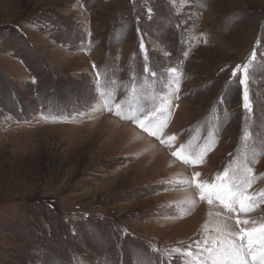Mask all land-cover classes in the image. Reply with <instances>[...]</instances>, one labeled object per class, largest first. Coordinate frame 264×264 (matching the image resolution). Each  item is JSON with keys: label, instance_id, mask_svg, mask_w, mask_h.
<instances>
[{"label": "rangeland", "instance_id": "obj_1", "mask_svg": "<svg viewBox=\"0 0 264 264\" xmlns=\"http://www.w3.org/2000/svg\"><path fill=\"white\" fill-rule=\"evenodd\" d=\"M261 226L264 0H0V264H237Z\"/></svg>", "mask_w": 264, "mask_h": 264}, {"label": "snow or ice", "instance_id": "obj_2", "mask_svg": "<svg viewBox=\"0 0 264 264\" xmlns=\"http://www.w3.org/2000/svg\"><path fill=\"white\" fill-rule=\"evenodd\" d=\"M142 46V45H141ZM173 71H175L173 69ZM241 85L245 84V80H241ZM244 104L243 107L245 109H249V104L247 103V95L245 94L244 97ZM147 119V117H145ZM141 127H145V130H147L144 121L139 122ZM150 123L153 125V127L159 128L162 126V123L157 119V121H150ZM156 133L153 132V135ZM178 153L174 152L173 156H177ZM185 163H191L190 160L184 159ZM200 174L197 173L196 176H199ZM225 175L227 173L225 172ZM217 179H220L218 176ZM197 187L200 189L201 198L204 197L205 193H207L209 196H215L216 199L225 200V199H231L232 197L236 196V193H233L231 189L225 185V184H197ZM248 196H243V198L240 200V207L241 209H246L247 205L246 202L249 201ZM211 202V200H209ZM230 209L232 208L231 204L226 205ZM239 223V221H238ZM244 223H247V221H244ZM235 235L239 236L240 243L237 245L234 241L229 243V248L231 250L230 254L235 257L237 264H247V260L245 257L247 255H251L252 260L254 264H264V226H261L260 229H241L239 233H236ZM257 241H259V251L256 250Z\"/></svg>", "mask_w": 264, "mask_h": 264}]
</instances>
